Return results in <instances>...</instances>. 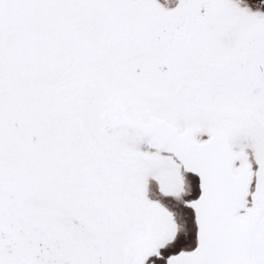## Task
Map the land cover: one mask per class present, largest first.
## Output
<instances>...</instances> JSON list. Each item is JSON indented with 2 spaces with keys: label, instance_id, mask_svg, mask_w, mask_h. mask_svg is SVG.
Instances as JSON below:
<instances>
[{
  "label": "snow or ice",
  "instance_id": "snow-or-ice-1",
  "mask_svg": "<svg viewBox=\"0 0 264 264\" xmlns=\"http://www.w3.org/2000/svg\"><path fill=\"white\" fill-rule=\"evenodd\" d=\"M0 264H264V0H0Z\"/></svg>",
  "mask_w": 264,
  "mask_h": 264
}]
</instances>
